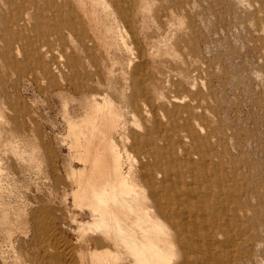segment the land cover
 Wrapping results in <instances>:
<instances>
[{"label": "rangeland", "instance_id": "rangeland-1", "mask_svg": "<svg viewBox=\"0 0 264 264\" xmlns=\"http://www.w3.org/2000/svg\"><path fill=\"white\" fill-rule=\"evenodd\" d=\"M46 1L20 7L16 0L11 14L0 0V264H50L41 249L50 234L36 230L50 221L76 247L92 236L67 229L91 219L72 206L71 171L83 165L69 148L65 116L81 117L75 106L85 98L62 77L51 87L43 69L55 66L98 69L96 95L122 114L131 111L134 78L148 84L140 92L155 102L179 94V105L196 113L193 120L183 115L200 138L187 141L209 204L200 233L218 240L214 251L228 264H264V0H122L123 18L109 0H65L60 8ZM26 10L29 22L14 29ZM6 30L22 37L2 36ZM124 117L127 129L120 119L108 133L126 170L139 160L141 143L128 145L127 158L121 133L133 143L131 132L141 126ZM104 143L95 145L102 151Z\"/></svg>", "mask_w": 264, "mask_h": 264}, {"label": "bare ground", "instance_id": "bare-ground-1", "mask_svg": "<svg viewBox=\"0 0 264 264\" xmlns=\"http://www.w3.org/2000/svg\"><path fill=\"white\" fill-rule=\"evenodd\" d=\"M2 1L8 5L11 14L18 10L16 0ZM29 1L33 3V0ZM64 1L46 2L60 8ZM109 1L115 6L117 15L123 18L126 9L118 4L122 0ZM23 2L27 0H20V7L24 6ZM28 17L29 11L26 10L21 18L13 20L14 29L23 28L29 22ZM64 25L74 27L71 22ZM6 31L8 33L3 32L2 36L22 37ZM19 50L15 45L13 51L16 55L20 54ZM98 72L96 68L71 66L43 69L52 88L55 78L62 77L68 81L74 94L85 98L83 105L77 103L75 106L84 112L81 117L75 119L68 110L65 116L71 139L69 148L76 161L83 165L71 171L77 187L71 194L72 206L84 211L81 213L83 219H91L85 221L86 226L81 229H67L84 237L90 233L92 236L76 247L56 236L54 221L45 225L36 223L39 226L36 225L39 228L36 230L49 233L52 240L41 245L44 251L42 260L50 264H228L218 251H214L219 245L218 240L203 236L199 230L207 219L209 204L199 194L203 169L200 164L196 165L198 161L192 163L187 141L200 142V138L183 115L187 112L193 120L196 113L179 105L182 98L176 92L164 95L161 101H153L152 97L141 93L148 84L134 78L129 87L141 102L133 94L131 111L123 109L122 114L108 96L96 95L95 75ZM63 87L59 90L64 92ZM66 90L70 92L69 88ZM169 105L172 107L168 108ZM66 106L64 103V109ZM124 114L130 115L132 125L138 122L141 126L131 132L133 143L130 136L121 133L124 141L122 153L127 158H132L129 147L136 145L137 138L141 143L139 160L134 159V164L126 170L121 152L108 133L118 127L117 120L120 119L122 127L127 129L128 120ZM102 124L107 132L101 128ZM96 140H104L102 151L96 147ZM192 184L197 186L192 188ZM219 234L222 231L215 232V235Z\"/></svg>", "mask_w": 264, "mask_h": 264}]
</instances>
